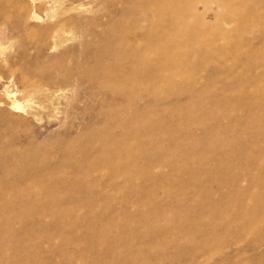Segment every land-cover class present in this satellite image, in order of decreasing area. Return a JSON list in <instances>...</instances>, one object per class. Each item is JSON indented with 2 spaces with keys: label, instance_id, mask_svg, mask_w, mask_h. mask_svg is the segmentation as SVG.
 <instances>
[{
  "label": "rangeland",
  "instance_id": "1",
  "mask_svg": "<svg viewBox=\"0 0 264 264\" xmlns=\"http://www.w3.org/2000/svg\"><path fill=\"white\" fill-rule=\"evenodd\" d=\"M11 1L0 0V16L5 15L6 12L10 16L23 14L37 1L34 10L42 20L32 21L30 25L34 24L33 28L37 29L39 25L58 19V22L66 25L63 26L66 31L59 36L60 41H57L59 43L56 47L39 49L40 46L35 44L36 39L28 37L27 40L22 35L17 36L16 39L19 42L11 46L7 43L2 44L3 50L0 51V97L4 98L7 90L16 92L26 105L25 109H28L30 101L22 97L24 84L19 78V73L28 75L33 65L47 71L46 79H49V83L62 88L61 91L55 92L58 93L55 97L52 96L53 104L45 101V108H42L34 118H31L26 111L12 112L14 125L12 128L11 125L9 126L11 131L4 128V121H0V149L10 153L18 151L26 145L30 134L31 138H36L35 141L44 140L48 144L47 153L40 157L43 161L40 159L36 163L42 165L45 162L43 165L52 166L50 168L52 171L54 167L58 168L57 171L55 168L53 172L60 171L58 175L48 172L46 175L38 176L36 172H33L36 163L32 159L28 162L29 164L33 162L32 165L29 166L26 162L24 163L26 168H20L21 173L18 172L21 177L29 176L28 178L33 181H36L38 177L37 182L41 186L42 181L38 180H44L52 175L47 178V182L44 180L46 183L50 182L48 184L52 182V188L55 186L54 194L49 197L50 203H47L52 210L45 214L34 207L33 209L25 208V198L21 204L22 201H18L21 199L18 196L15 197L11 190L2 189V191L10 192L12 198L9 199L11 203L8 201V204L2 207L3 211L2 208L0 209V231L4 234L1 235L2 239L0 238V264H264V93H262L264 90V0H234L235 6L233 2L231 5L225 4L227 0L176 1L177 4L195 8L196 13L200 15L197 20L205 22L203 29L205 32L203 35H198L199 37L197 35L191 38L185 37L190 27L194 25L191 20L185 19L179 24L178 31L173 30L168 48H165L162 42L155 43L153 47L159 53L157 57L160 65L158 74L145 75L140 83L139 105L144 115L142 123L146 122L144 125L147 126H144L142 130L145 133L141 136L142 144L139 147L141 149L138 150L139 155H137L139 159L137 156L134 158V161L139 163L137 178L135 177L133 185L134 190H131V185L122 177H116L118 173L112 177L106 166L100 169L104 175H101L99 170L94 174L95 177H88L91 182H95L91 183L87 180L90 187L76 180L77 176L82 175L78 165L83 169L85 165L90 164L89 161L92 160L93 153L95 154L93 150L96 147L89 140L86 143L88 147L86 151H90L80 153L76 150L79 145L77 140L102 124L100 105L109 100L108 90L100 89L94 80L79 77L77 71L82 69L80 71L86 73L92 69L94 65L92 51L95 52L98 49L103 30L110 29L109 26L120 14L117 11L122 0H48L46 7L39 4L44 0ZM115 2L118 3L115 4ZM7 4L11 6L8 7ZM204 4H208V8H205ZM65 8L66 11H63ZM63 16L65 22L60 21L62 20L60 18H64ZM5 29L2 30V38L9 35L8 28ZM37 35L39 34L36 33L31 37L35 38ZM201 46H206L205 49L202 47L205 51ZM211 50L210 54L208 51ZM67 66H70L74 74L65 79L63 72L64 67L68 68ZM53 76L57 79L55 80ZM16 116H19L18 119H13ZM146 116L148 119L145 118ZM22 117L28 119L23 121ZM216 131H220L227 138L236 139L235 147L244 150L243 152L247 154L251 152L252 157H256L250 166L252 173H255V179L251 184L243 179L247 162L243 161V157H234L235 153L230 149L232 146H226L227 149L223 150L221 157L218 155ZM23 138L25 140L22 141ZM16 139L19 140L18 142L21 140V143H16ZM71 140L75 141L73 142L75 147L67 146ZM9 141H13L14 144ZM12 146L13 151H11ZM49 146L50 149H48ZM74 148L77 152L73 150ZM205 148H209V151ZM204 150L205 152L202 153ZM84 154L89 161L85 160ZM49 157H52V161ZM78 161L81 162L77 163ZM175 161L177 165L173 163ZM215 166L217 171H214ZM63 171L64 173H61ZM22 172H29V174ZM59 174L61 179L56 180ZM230 174L234 177L231 178ZM30 175L35 178L33 179ZM51 178H55L53 181L58 182L54 181L55 184ZM234 178L240 184L236 192L230 191ZM63 181H66L70 188L68 185L66 187ZM228 184L230 187L226 186ZM246 187L252 192V202L239 194L242 193V188ZM102 188L105 193L102 192ZM174 188L176 191L173 190ZM40 190L38 191L42 195L44 192ZM256 195L260 197L257 198ZM225 201L232 203L231 211L225 212L226 217L236 220L239 224L237 223V229L223 240V256L215 250L214 240L200 241L198 232L192 233L180 245H177L176 235L166 231V226L174 222V219L168 221V212L182 211V204L189 206L188 211L191 215L199 216L203 213L201 212L202 203L220 204ZM13 203L14 205H11ZM17 204L20 206L18 207ZM61 205L72 206L73 211L63 221L53 214V210ZM20 210H23V213ZM160 210L163 213L168 212L163 214ZM82 214L88 215L83 217ZM95 215L101 216L102 219ZM248 215L252 217L253 226L249 228H247ZM68 217L69 220H79L78 226L76 225L74 229L70 228L69 223L66 222ZM205 217L206 214L201 216L202 222ZM106 223L105 227H108L110 223L111 229L106 228L107 235L104 234L107 236V242L93 240L90 235L102 236L104 231L101 227ZM140 237H144L145 240H141ZM18 240L21 241V245ZM164 245L165 247L162 248ZM118 247L121 249L120 255L114 254V249Z\"/></svg>",
  "mask_w": 264,
  "mask_h": 264
},
{
  "label": "bare ground",
  "instance_id": "2",
  "mask_svg": "<svg viewBox=\"0 0 264 264\" xmlns=\"http://www.w3.org/2000/svg\"><path fill=\"white\" fill-rule=\"evenodd\" d=\"M62 1H64V0H62ZM73 1H75V0H73ZM176 1L177 0H122L121 1L122 4H121V6L119 7V9L117 11L120 14L116 12V14H119V15L117 16V18L113 17V19L115 18V20L109 26L110 29L103 30V35L101 36L102 39H101V42H100V45H99L98 49H96L95 52H94V50L92 51L93 52L92 55H93V58H94V61H93L94 62V65H93L92 69L90 71H88V72L84 71L86 73H82L80 71L82 69H80L79 71H77L79 77L86 78V79H89V80H94V81H96V83H98V87L100 89H102V90H108V94H107L108 97L107 98L109 99L108 101L106 100L105 104L101 103V105H100V115H101V119H102V124L97 125L94 130H92V131L90 130L91 132L85 134V136L80 137V139L77 140L78 142L76 141L77 144H79L78 147L76 148V150L78 152H80V153H83L84 151H86V149L88 148L86 146V143L89 140H91V142L93 144H95V146H96L94 148V150H93V151H95V154L93 153L92 160L89 161V158L87 159V157H85V155L88 153L87 151H90V150H87L86 151L87 153L84 154L85 160L87 159V161H89L91 163L88 164V165H85V167L83 169H82L81 166L78 165V167H80V169L82 171L81 172L82 175L81 176H77L76 180L77 181L79 180L82 184L84 183L85 186H87L89 184L87 182V180H89L88 177H90V176L91 177L92 176L95 177L94 174L98 173L100 169H103V167L106 166L110 170V173H111V176L112 177H114V176H116V175L119 174L116 177H119V176L122 177V179H124V181L126 183H129V185H131V190H134L135 189V188H133V185H134L135 177H136V175L138 173V170H139V165H138L139 163L137 164L138 161L137 162L134 161V158L137 155H139L138 154V150L141 149L139 147H140V144H142V142H141V138L142 137L141 136H142V133L143 134L145 133V132H142V130H143V127L145 126L144 123H146V122L142 123V116L144 117V115H142V110H141V107L139 105V99H140L139 98V93H140V90H141L140 83H142V81L144 80V76L145 75H152V74L155 75V74H158V72H159V65H160V61H159V59L157 57V55L159 53L153 47H154L155 43H159V42L161 43L162 42V43L165 44V48H168V45H169L168 43L170 41L171 34H172L173 30L174 31H178L179 30V28H178L179 27V24L182 23V21L185 20V19L191 20L192 23H194V25H192L190 27V29L188 30V32L186 33V36L185 37L191 38V37H193L195 35H197V37H199L200 35H203V33L205 32V31H203L205 22L204 21L197 20V18H200V15H198L196 13L197 11L194 10L195 8H193L191 6H186V5H183V4H177ZM8 2L10 3V1H8ZM13 2H15V0ZM47 2H48V0H44L43 3L42 2H39V4L41 3L42 4L41 5L42 7H46L47 6ZM232 2L234 3V0H227V1H225V4L231 5ZM36 3H37V1H36ZM36 3H34L32 5V8H27L26 11H25V13H23V14H20V15H17V16H14V15L13 16H10V15L6 14L7 13L6 12L5 15L0 16V51L3 50L2 44L7 43V45L11 46V45L15 44V42L18 41L16 39V37L17 36H22V35H24L25 38H27V40H28V37L30 39H36L35 44H37L38 46H40L39 49H44L46 47H51V48L52 47H56L57 43H59L57 41H60V40H58L59 36L66 31L65 28L63 27L65 24L63 25L62 23L58 22V19H57V21H53V22H50V23H45V24L39 25V26H37L39 28L34 29L33 28V27H35L34 24L31 23V25H33V26H31L30 25V22H32V21L33 22L34 21H41L42 20L41 19V16H39L36 13V11L34 10V8L36 7V5H35ZM117 3L115 2V4H117ZM19 5H21V4H19ZM69 5L70 4H68V6ZM207 5L208 4L205 5V8H208ZM10 6H11V4H10ZM10 6L8 5V7H10ZM233 6H235V3L233 4ZM8 7L6 6L7 9H8ZM13 8H16V7H13ZM37 9H38V7L36 8V10ZM3 11H4V9H3ZM63 11H66V8ZM60 19H62L60 21L65 22V21H63V19H65V17L64 18H60ZM124 20H126V21H124ZM109 23H111V22H109ZM69 24H70V22H69ZM36 25H37V23H36ZM103 26H104V24H103ZM109 27H107V28H109ZM5 28H8L9 35L6 36V38H2L1 33H2V30H4ZM70 28H72V27H70ZM67 30H68V27H67ZM180 31H181V29H180ZM36 33L39 34V35H37L35 38H34V36L31 37V35H34ZM206 33H207V30H206ZM209 34L210 33H208V35ZM202 44H203V42H202ZM97 45H98V43H97ZM199 47H200V45H199ZM202 47H204V46H201V48ZM205 47H204V49H205ZM161 49H163V48H161ZM204 49H203V51H205ZM208 49H210V47ZM196 50H198V49H196ZM212 50L211 51H208V52L211 54ZM203 51H202V53H204ZM214 51H215V49H214ZM89 53H91V52H89ZM245 54H247V53H245ZM206 56H209V54H206ZM67 67L68 68L64 67L65 68L64 69V72L62 71L64 73L63 74V77L65 79H68L72 74H74V71L69 68L70 66H67ZM30 69H31V72H29L28 75L27 74H23L21 72L19 73V78L22 80V82L24 84L23 87H22V92H23L22 97H26L25 100L30 101V103H28V109H25V106L26 105L18 97V95H17L16 92L8 91L7 90L5 92V97L4 96H3L4 98L0 97L1 98L0 99V105L3 106V107L0 106L1 107L0 108V121H2V122L4 121L3 124H4V128L5 129L10 130V127L9 126L11 125V128H12L13 125H14V124H12V117H11V115L13 114L12 112L26 111V113L29 114L31 118H34L36 115H38V113L40 112V110L42 108H45V101H50L53 104V97L52 96L55 97V94H58V93H55V92L61 91V89H62L60 86L59 87L58 86L56 87V86L52 85V83H49V81H48L49 79L48 80L46 79V73H47V71L45 72L43 69H38L34 65L31 66ZM262 71H263V69H262ZM58 74H61V73H58ZM54 76H53V78L55 79ZM50 78L52 79V77H50ZM61 78H60V80H62ZM254 78H256V77H254ZM38 79H40V80H38ZM109 83H111V84H109ZM108 85H112V86H108ZM152 88H154V87H152ZM170 92H172V91L170 90ZM167 93L165 94V96L167 95ZM262 93H264V90L262 91ZM97 94H99V92ZM169 94H171V93H169ZM263 96H264V94H263ZM149 101H150V99H149ZM120 103H122V104H120ZM18 117L19 116H16L13 119H18ZM145 118H147V116ZM27 119H28L27 117H22V120L23 121H26ZM147 119H145V120L147 121ZM233 120H232V122H233ZM5 123H6V125H5ZM239 123H240V121H239ZM213 132H215V131H213ZM147 133L148 132H146V134ZM6 135H8V134H6ZM31 136L32 135L29 134L28 137H30V138H28V141L26 142V145L23 146L18 151H13V149H14L13 146L11 147L12 150L9 148L11 151H13L11 153L9 151L4 152V149H0V198L2 199V206L0 207V209L4 205H7L8 204L7 202L10 201L9 199L12 198L11 195L9 194L10 192L2 191L3 188H6V190L8 188L15 195V197L18 196V198L21 199V200H18V201H22L23 198H25V201H24L25 202L24 203V207L25 208L26 207L27 208L28 207L29 208L31 207L32 209H33V207H34V209L37 208V209H39V211L42 214H45L46 212L52 210L51 207L48 205L50 203L48 201H50L49 197H51L52 194H54L53 193L54 192L53 190H55V189H53V188L55 186L53 185L54 187L52 188V185H51L52 182H51V184H48L50 182L46 183L47 182L46 180H47V178L50 175L48 174L49 176L44 179L46 182H44V180H38V181H42L41 183L43 185L41 186V185H38V183H39V182H37L38 177L36 178V181L35 180L33 181V180H31V179L28 178L29 176L26 178V177H21L20 174H18V172L20 171V168L25 167L26 164H24V163L27 162V164L30 166V164L32 165V163H33V162L32 163L30 162V164H29L28 162L30 160L33 159V160H35L34 163H36V161H39L42 158L41 157L42 154L45 155L47 153V150H46L47 149V146H48V144H46L47 141H44V140H41V141H37L36 140L35 141L36 138L33 139V138H31ZM2 138H5V137H2ZM24 138L22 139V141L25 140ZM83 138H85V140H82ZM151 138H154V136L151 137ZM215 138H216L215 140L217 142V147H218V150H219L218 155L220 157H221V155L223 153V150L227 149V148H225L226 146H232V147H230V149L235 153V156L234 157H243V161L248 163V164L246 163V166H245L247 168L246 172L245 171H244L245 173L243 172L244 173L243 179H244V181L246 180L248 184H251L252 181H254V179H255V173H252V168L250 166L253 163L252 160L253 159H256V157H252V153L251 152L249 154H247V152L246 153L243 152L244 150H240L238 147H235L236 139L227 138V137L223 136L220 133V131H216V137ZM17 139H16V143L19 141V140L17 141ZM143 140H145V139H143ZM195 140L197 141V139H195ZM9 142L12 143L13 141H9ZM73 142H75V141H72V140L69 141V143H68L69 145H67V146H71L72 147ZM4 143H1V144H4ZM18 143H21V140ZM13 144H14V142H13ZM75 145H76V143H75ZM4 147H6V146H4ZM73 147H75V146L73 145ZM90 148L92 149L93 147H90ZM48 149H50V146L48 147ZM193 149H195V148H193ZM205 149L207 151H209V148H205ZM73 150H75V148ZM204 152H205V150L202 151V153H204ZM224 152L226 153L228 151H224ZM206 154L205 155L208 156V153H206ZM87 156H89V155H87ZM82 157H83V154H82ZM89 157L91 158L92 155L89 156ZM51 158H50V161H52ZM137 158H138V156H137ZM175 160H177V159H175ZM184 160L185 159H183V161ZM178 161H179V159H178ZM80 162L81 161H78L77 163H80ZM83 162L85 163V161H83ZM44 163L45 162H43V164ZM97 163H98V165H97ZM173 163H176V161L173 162ZM43 164L41 165L38 162L36 163V167H34V171H33V172H36V175H38V176H40V175H46L48 172H50V174L53 175V173H55L53 171H55V170L57 171V169H58V168H56V167L53 166L54 169L55 168L56 169L54 170L52 168L53 169V171H52L50 169L52 166H47V165H43ZM99 164H102V166H99ZM210 164H211V162H210ZM28 165H27V167H28ZM175 165H177V163ZM188 166H190V165H188ZM193 167L195 168L196 166H193ZM171 169L173 170V168H171ZM216 169H217V167L215 166V170L214 171H217ZM60 170H61V167H60ZM142 170H145V169H142ZM186 170H187V167H186ZM22 171H24V170H22ZM24 172H26V171H24ZM24 172H22V173L23 174H29V172L28 173H24ZM59 172H56L55 174L58 175L57 173H59ZM76 172H74V173L76 174ZM102 172L100 170L101 175H104V174H102ZM20 173H21V171H20ZM61 173H64V171L61 172ZM146 173H148V172H146ZM150 173H152V172L150 171ZM170 173H168V174H170ZM231 173H232V171H231ZM105 174H106V172H105ZM36 175H34V176H36ZM52 175L50 177H52ZM60 175L61 174H59V176H57V179L56 180H60L61 179L60 178L61 177ZM143 175L144 174H142V176ZM32 176H33V173H32ZM217 176L218 175H216V177ZM58 177H59V179H58ZM102 177H104V176H102ZM112 177H111V179H113ZM147 177H148V175H147ZM186 177H188V175ZM195 177H196V175H195ZM230 177L233 178L234 176L231 175ZM239 177H241V176H239ZM198 178H199V176H198ZM53 179H55V178H53ZM53 179L51 178V181H53ZM106 179H109V178L106 177ZM190 179H191V177H190ZM56 180H54V181H56ZM74 180H75V177H74ZM152 180H153V178H152ZM196 180H197V178H196ZM56 182H58V181H56ZM63 182H65V184L67 183L66 181H63ZM89 182H91V181L89 180ZM160 182L161 181H159V183ZM229 182H231V181H229ZM91 183H95V182H91ZM65 184H63V185H65ZM97 184L99 185V183H97ZM125 184H124V186H125ZM151 184H152V182H151ZM231 184H232L231 187H230L229 184L226 185L227 187L228 186L230 187V191H233V192L238 191L237 187H239L240 184L237 183V180L235 178L233 180V183H231ZM49 185H51V186H49ZM67 185L68 184H66V187H67ZM102 185H103V183H102ZM258 185H259V183H258ZM78 186H81V185L78 184ZM94 186H96V185H94ZM100 186H101V184H100ZM105 186H107V185H105ZM109 186H110V184H109ZM198 186H200V185H198ZM68 187H69V185H68ZM151 187H153V186H151ZM213 187H214V185H213ZM193 188L194 187H192V189ZM240 188H241V186H240ZM40 189H44V190H40ZM72 189H74V188H72ZM119 189L121 190V188H119ZM125 189H127V187H125ZM38 190L44 192L43 193L44 195L43 194H42L43 196L40 195L41 192H39ZM93 190H94V188H93ZM96 190H98V189L96 188ZM154 190H156V187H155ZM160 190H161V188H160ZM173 190L176 191L175 188ZM185 190H186V188H185ZM185 190L183 191V193L185 192ZM87 191H89V190H87ZM164 191L166 193V190H164ZM99 192H100V190H99ZM102 192H104L103 191V188H102ZM138 194H139V192H138ZM239 194H241L243 198H246L247 201L252 202V192L249 191V188L248 189H247V187L244 188V189L242 188V193H239ZM180 195H182V194H180ZM185 195H187V194H185ZM58 196L59 197L60 196L62 197V195H58ZM58 196H57V198H58ZM217 196L220 197L221 195H217ZM253 196H254V194H253ZM256 197L258 198L260 196H257L256 195ZM180 198H182V197H180ZM191 201H192V199H191ZM15 202H16V200H15ZM80 202H81V200H80ZM187 202H189V201H187ZM10 203H11V201H10ZM16 203H18V202H16ZM20 203L22 204L23 201L20 202ZM251 204H253V203H251ZM11 205H14V203L11 204ZM155 205H156V203H155ZM19 206L20 205H18V207ZM182 206H183V210L182 211H178V210L172 211L171 210L172 212L170 213V212L164 210L165 212H168V214H167L168 221H171L172 219H174L173 220L174 221L173 223H171L169 226H166V231L169 232V234L170 233H174L176 235L177 240L175 241V243L177 245H180L182 243V241L186 240L189 237V235H191L192 233L198 232V234L201 237L200 241L201 240H204L206 242L208 240H212V241L214 240L215 241L214 242L215 250L218 251L221 254L222 251H223L222 250V244L224 242L223 240H225L227 236L231 235L234 232V230L237 229L238 224H239L236 220H234L232 218L231 219H228L226 217V213L225 212H230L231 211L232 203L226 202V201L225 202H220V204H217V203H212V204L211 203H202V207L203 208H201L202 209L201 212H203V213L201 215L199 214V216L191 215L190 212L188 211L189 210L188 209L189 206H186V204H182ZM12 207H14V206H12ZM222 208H223V211H222ZM12 209L14 210V208H12ZM15 209H16V207H15ZM85 209H88V208H85ZM9 210H10V208L8 209V212H9ZM17 210H15V212L17 211L19 213V209H17ZM2 211H3V208H2ZM6 211L7 210H5V212ZM20 211L22 212L23 210H20ZM193 211H192V213H193ZM72 212H73L72 211V206L70 207V206H62L61 205L57 209L53 210V214L55 216H57L60 219V221H63L64 219H66V217L68 216V214L69 213H72ZM155 212H156V210H155ZM198 212H199V210H198ZM147 213H146V215H147ZM2 214H3V212H2ZM204 214H206V217H205V219H203V222H202L201 221V216L204 215ZM54 215H52V216H54ZM85 215L82 214L83 217ZM95 216H97V215H95ZM83 217H81V218H83ZM97 217H99V216H97ZM97 217H95V218H97ZM99 218H101V216ZM248 218H249V223H247V228H249L250 226H252V217H249V215H248ZM69 219L70 218L68 217V220H66V222L69 223L70 228H73L74 229V227H77L78 226L77 224H78V221L79 220H69ZM85 219H86V217H85ZM87 219L89 220V218H87ZM89 221H91V220H89ZM97 221H100V220H97ZM103 224H105V223H103ZM108 224L110 225V223H108ZM109 225H108V227H105V226H107V223H106V225H104V226L101 227V229L103 228L102 230L104 231L103 232V235L104 234L107 235L106 228L107 229H110L109 228ZM2 232L0 231V238H1V235L2 236L4 235V234H1ZM5 232L6 231H4V233ZM88 233H90V232H88ZM140 233H142V232H140ZM140 233H139V235H142ZM103 235L98 237V236H95V235L91 234L90 236L93 238V240H95V239L98 240V242H100V241H101V243L103 241H106L107 242V236L106 235L103 236ZM233 237H235V236H233ZM20 238H19V240H20ZM140 239L143 240V241L145 240L144 237H140ZM15 240L17 241V238ZM19 240H18V243L20 242L19 245H21L22 238H21V241H19ZM22 244H24V242ZM105 245H107V244H105ZM164 247H165V245L162 248H164ZM233 250H234V248H233ZM115 253L117 255H120L121 254V249L119 247L118 248H115L114 249V254ZM223 255L224 254L222 253V256ZM245 255H246V253H245ZM233 256H235V255H233ZM236 257H238V256H236ZM233 260H235V258ZM130 261H134V260H130Z\"/></svg>",
  "mask_w": 264,
  "mask_h": 264
}]
</instances>
